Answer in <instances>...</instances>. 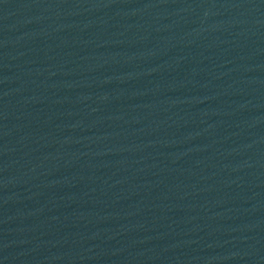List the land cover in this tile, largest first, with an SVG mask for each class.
I'll return each mask as SVG.
<instances>
[{
	"label": "water",
	"instance_id": "obj_1",
	"mask_svg": "<svg viewBox=\"0 0 264 264\" xmlns=\"http://www.w3.org/2000/svg\"><path fill=\"white\" fill-rule=\"evenodd\" d=\"M0 264H264V0H0Z\"/></svg>",
	"mask_w": 264,
	"mask_h": 264
}]
</instances>
